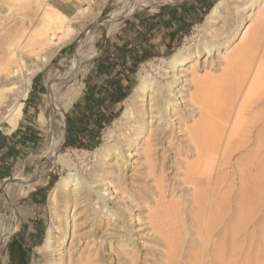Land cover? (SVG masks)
Here are the masks:
<instances>
[{"label":"bare ground","instance_id":"6f19581e","mask_svg":"<svg viewBox=\"0 0 264 264\" xmlns=\"http://www.w3.org/2000/svg\"><path fill=\"white\" fill-rule=\"evenodd\" d=\"M183 1L116 0L119 6L92 24L107 26L111 35L136 9L151 7L156 11L165 3ZM258 1L252 0L251 5ZM228 6L229 0H217L207 14L203 26L211 29L213 39L227 38L225 34L242 19L238 9L242 5H238L234 10V23L224 29L227 22L224 13ZM253 22L250 30H244L243 38L247 43L243 49H236L224 57L227 63H233L231 69L224 78L210 82L211 85L223 86L227 95L221 121L211 131L215 135L212 140H206L204 118L192 127L186 125L191 111L201 113L208 106L204 97L209 90L199 95L197 89L185 88L192 86L191 83L195 88L197 85L195 80L183 79L185 75L182 72V66L188 64L193 55L200 58L202 54L209 55L219 49L213 40L206 39L197 48H180L168 61L167 68L152 64V71L143 69L140 81L115 121L125 128L127 141L97 146L95 153L99 159L89 174H84L68 153H62V148L66 140L67 114L83 89V82L79 79L83 71L81 64L96 54V26L77 28L73 19L53 5L52 0H0V124L6 121L13 129L23 118L24 100L28 97L34 76L46 71L58 51L80 36L81 29L85 30L77 41L75 52L63 64V70L46 72V93L38 107L37 122L47 139L34 171L25 174L16 166L11 182L7 183L4 196L9 210L6 216L8 223L0 234V252L18 227L15 201L36 189L50 166L61 164L69 172L58 181L50 203L53 206L62 204V209L58 211L52 207L51 224L45 240L38 246L49 256L47 264H64V246L70 236L72 240L67 253L70 252L69 262L72 264H149L151 257L144 252L149 240L146 236L167 244V250L162 251L160 259L163 264H178L183 238L175 229L183 221L181 216L185 211L182 205L185 201L172 206L167 204V207L162 203L161 212H150L145 219L137 212L150 209L148 188L139 192L129 191V178L134 175L129 174V169L137 163L136 166L147 167L151 176L155 174V157L164 168L166 159L175 161V158L181 159L192 152L196 161L188 164L191 170L185 175V183L196 187L190 201L201 213L196 217L187 213L190 217L186 216L184 223H196V246L201 244L198 241L202 235L210 244L206 254L200 255L194 250L193 264H264L263 215L257 216L254 230L248 227L258 212L264 213V182H258L256 179L262 176L251 172L255 170L261 175L264 172V160H258L264 155V5L256 12ZM169 75L170 79L164 82L163 79ZM112 132L108 131L110 138ZM142 134V138L148 135L151 139L141 144ZM224 136L222 164H227L235 151L247 152L238 163L243 176V190L233 197L232 183H229L226 186L228 191L223 194L214 192L211 205H206L203 202L207 193L205 186L219 163L217 154L221 151ZM161 151L167 154L163 157ZM137 156H144L145 163L135 162ZM163 183L164 180L157 183L161 195ZM215 185L216 189H222L217 182ZM71 207L75 209L73 216L69 215ZM230 210L232 216L227 219ZM215 235L218 236L216 241L212 239ZM85 243V250L80 251ZM245 244H248L246 248ZM58 255L61 257L57 259Z\"/></svg>","mask_w":264,"mask_h":264},{"label":"rangeland","instance_id":"374dc122","mask_svg":"<svg viewBox=\"0 0 264 264\" xmlns=\"http://www.w3.org/2000/svg\"><path fill=\"white\" fill-rule=\"evenodd\" d=\"M185 1L188 2L197 1L198 4L206 3V7L208 8V11H206L205 9L202 12L201 14L202 20L200 22L198 21L187 28L185 34L182 36L179 42H177L175 45H170V47L161 54L151 57L150 59L144 61L138 66L135 74L131 79L132 80L131 86L128 95L123 102L122 110L118 112L117 116L112 120L111 123L103 126V128L101 129L100 137L97 142V146H100L102 144L104 145L107 143L111 145H115L119 142V140L120 141L122 140L124 142L127 141V137L124 136V135L127 136L125 128H123V126L119 125L115 121L121 115L125 107L126 100L133 92L134 87L140 81L141 72L143 71L144 68H147L152 71V64H158L160 66H164L167 68L168 61L175 55V53L180 48H184L186 46H190L191 48H197V45L204 42L206 39L213 40L214 43L218 44L219 49L213 51V53L209 55L202 54L200 58H197L196 55H193L190 59V62L185 66H182V72L185 75L183 79L195 80V84L197 85V88H195V85H193V83L189 81L192 84V86L187 85L185 86V88L189 89L190 87L191 91H196L197 89L199 95L200 94L203 95V93L206 90H209L207 95L204 97V99L208 103V106L201 113H192L191 111V113H189L190 116L187 117L186 119V125L192 127L194 123L199 122L204 118V125L206 127L205 128L206 140H212L215 137L214 133L211 131L221 121L223 108L227 102V95L223 90V86L217 84L211 85L210 82H212L215 79L224 78L226 72L231 69L233 63L232 64L227 63L224 57L227 56L229 53H233L236 49H243V47L247 43V41L243 38L244 30L246 29L250 30V28L253 27L254 25L253 19L256 17V12L263 8L264 1L259 0L258 2H255V5L252 6L251 5L252 0H229V6L227 8L226 13H224L225 20L227 21L225 24L226 26H223L222 25L223 23L220 24L219 26L222 25L224 29L226 27L228 28L231 27V25L234 23L236 19L234 16V10L238 5H242V7L238 8L241 13L242 19L235 26V28H233L231 31L225 34L227 38L225 39L221 38L220 40H218L219 38L217 37H214L213 39L212 38L213 34L210 32L211 29H205L203 26L204 23L206 22L207 14L209 10L217 0H209V1L185 0ZM77 5L80 8V10L79 11L77 10L74 14L70 16L74 21V25L77 28H80L82 25L83 26L91 25L96 20H100L101 18H103V16L106 17L110 12H112V10H114L116 7L119 6V3H116V0H82L77 2ZM162 6H160L159 8H161ZM151 11H152L151 7H146V8L136 9L134 12H151ZM124 22L125 21H123L122 24H120L119 28L124 24ZM81 31L82 33L80 34V36L75 38L71 43L64 46L68 48V53L61 54L59 53L61 50L60 49L58 53L52 58L51 62L49 63L48 69L46 71L39 72L37 75L34 76V78L37 77L38 79V87H35L33 85V80H34L33 78L31 87L29 89L28 97L24 100V102H26V100L32 95L33 108H31L32 117H30V119L34 126L33 130H34L35 138L33 140V145L23 150V154H21V156H19V158L13 162L11 167V174L6 178L0 180V226H1L0 234L3 232L4 227L8 223L6 216L7 213H9L8 206L5 201V196L3 194V187H4V191L6 192V187L11 182V178L17 167L23 169L24 170L23 172L25 174H29L34 171L35 165L39 161V154L43 149L45 145V141L47 139L46 136H44L45 134L37 122L38 107L43 102L46 93V88H45L46 72L50 70L52 73L55 72L57 73L63 70L64 68L63 64L67 63L68 61L67 59H69L73 55L75 45L77 44L78 39L83 35V32L85 30L81 29ZM95 32L97 34V40L95 45L96 54L93 58L86 59L81 64L83 66V67L81 66L83 69L82 71L83 74L81 72V75L79 76L80 81L83 82V89L81 95L85 92L87 79L90 71L94 66L95 59L97 58L98 55L102 54L107 48L110 47L109 37H107V35H110L108 33V27L105 25H99L95 28ZM113 34H111L110 36L113 37ZM63 60H65L66 62ZM191 65H194V68H191ZM168 79H170V75L168 76V78L163 79V81L167 82ZM182 83L183 82H181V85ZM74 103L70 107L69 112L67 114L68 127L66 131V140L62 148V153H68L73 158L75 163L79 166L81 172H83L84 174H89L90 168L93 167L95 162L99 159V157L95 153L97 146L94 147L93 149H89L87 147L77 148L66 145L67 137L69 135L68 133L69 124L74 114L73 112ZM236 104L237 102H235L234 108L236 107ZM24 107H25V103H24ZM251 116H247V118L249 119V117L251 118ZM0 130L4 132L5 135L11 137H14L15 134H17V133H13L14 132L13 127L9 125L6 121L0 124ZM109 130L113 131L112 132L113 136L111 138L108 136ZM178 130L179 129L177 128V131ZM142 136L144 135L142 134L141 138ZM180 138L182 139V137ZM148 139H151V136L147 135L146 137L142 138V140H140L141 144L145 143ZM224 139L225 136L223 137V140L221 142V148H220L221 151L217 154V158L219 156L218 158L219 163L215 167L212 176L209 178V181L205 186L207 193H206V197L203 199V202L206 205H211L210 202L214 192L220 191V194H223L225 191H228V188L226 186L229 185V183H232L233 197L238 195L243 190V186H241V179L243 178V176L240 175L241 173L238 163H240L241 158H243L247 152H243L240 150L235 151L231 156L230 160H228L227 164H222L221 152H222V145L224 144ZM252 140L250 143H252ZM175 141H177V138ZM168 144L169 143H167V145ZM161 154L164 157V155H166L167 153L161 151ZM263 158L264 155H262L261 158L259 157L258 160L263 161L264 160ZM134 160L135 162L140 161L145 163L144 156L141 157L137 156L135 157ZM155 160H157V162H155V167H154L155 174L151 176L148 175L149 173L147 167L142 168V165L136 166L137 163L132 164L131 168L129 169V174L133 173L134 175L133 178L132 177L129 178L128 189L131 192L134 191L139 192L140 189L142 190L143 188H148L147 190L149 194V199L147 202L149 203L151 210L146 209L137 212V213L140 212V214H142L145 219L148 218L150 212L151 213L154 212L155 214L158 211L162 210L163 208L160 207L162 203H165V206L167 207V204H171L172 206L176 202H181L182 200L185 201V204L182 205V209L184 208L185 211V213L181 216V218H183V221L180 222L181 224L180 227L178 229H175V232L180 233L181 237L183 238L179 247L180 255L178 258V264H193L194 257L192 256H194L193 255L195 253L194 250L199 251L200 255L202 253L206 254V250L210 246V244L205 241L203 235L201 237L199 236L200 240L198 242H200L201 244L199 246H196L194 243V241H197L198 238L196 223L193 222V225L190 222L184 223L185 222L184 219H186V216L187 218H189L190 216L196 217L201 213L200 210L197 208L196 204L190 201L192 195L195 194L196 187L193 186L192 184L185 183L186 182L185 175L189 173V170H191L190 167H188L189 166L188 164L193 161H196V156L192 152H188L181 159L175 158V161L172 160L168 161V159H166L165 161L166 167H164L165 170L164 168H162L161 165L162 163L160 162L159 158L155 157ZM178 165H180L179 169H178ZM132 167L134 169H132ZM68 172L69 171L67 170V168L63 167L61 164L50 166L47 175L44 177L43 181L36 186V189L28 192L26 195L20 197L15 201V206H16L15 214L18 216V220H19L18 227L16 228L15 235L13 236L11 241L7 242L5 247L0 252V264H16L12 258L14 255L15 256L24 255L25 263L23 264L48 263L49 256L42 253L38 249V246L41 245V243H43V241L45 240L49 225L51 224L52 207L53 210L59 211L60 208L62 209V204L61 206L59 205L53 206L50 203V196L54 192L58 181L61 180L63 176L66 177ZM251 172H253V174L255 173L259 177L262 176L260 179H256L258 180V182L260 181L264 182V172L262 173V175L259 173L257 174L255 170L254 171L251 170ZM160 180H164L163 183L164 192L162 195H161L162 192H160V190L157 188V183ZM4 182H6L5 185ZM216 182L217 184H220L222 186V189L219 188H217L218 190L216 189L215 187ZM263 209H264V205H263ZM74 210H75L74 207H71L69 209L70 216L74 215L75 213ZM261 214L264 217L263 211L258 212L256 214V218L250 222L248 226L250 230H254L257 227L256 226L257 224H255L257 220V216H261ZM78 216L79 215H76V217ZM160 216L163 219V216L161 214ZM231 216H232V210L229 211L227 215V219H230ZM26 224L28 226L26 232L24 233L23 226L25 227ZM222 226L223 225H221V227ZM79 229L81 231H85L82 227H80ZM22 232L24 234H27L26 235L27 240L23 243L24 246L20 245L18 242L19 235ZM146 237H149V240L144 247L145 249L144 252H147L149 254V257H151L149 260V264H163L160 259L163 257L162 251L167 250V244L163 241L157 240V238L155 237H151V236H146ZM212 239L216 241L218 239V236L217 235L212 236ZM71 240H72V236H70V238L68 239V241L65 243L64 246L65 247L64 264H72L71 262H69L70 252L67 253V250L70 248ZM244 246H245L244 248H246L248 244H245ZM85 248H86V243L84 245H81L80 251H84ZM149 249L152 251L150 252ZM58 257L60 258L61 256L58 255L57 259ZM249 264H257V263L250 262Z\"/></svg>","mask_w":264,"mask_h":264},{"label":"crops","instance_id":"0c3cea01","mask_svg":"<svg viewBox=\"0 0 264 264\" xmlns=\"http://www.w3.org/2000/svg\"><path fill=\"white\" fill-rule=\"evenodd\" d=\"M79 1L82 0H52V3L70 16L80 10L77 5ZM206 8V3L198 4L197 1H185L175 5H164L156 11L130 14L124 24L114 32L113 37L107 35L110 47L98 55L94 61L85 92L74 103V114L69 124L68 133L76 134L80 129L79 123L85 124L97 120V115L92 111L95 106H100L104 112L100 120L106 119L108 116L115 118L122 110L125 99L114 102L113 98L120 95L127 97L131 79L135 74L132 68L136 62L137 54L154 57L167 50L170 45H175L185 34L187 28L196 23L197 17L201 16ZM59 53H68V48L63 47ZM25 107L24 118L20 120L13 132L17 133L15 138L8 136L9 145L0 152V180L6 178L4 176L7 168L11 170L13 162L23 154V150L33 145L34 126L30 119L32 117V101L26 112ZM90 125L92 127L94 124ZM27 226V224L25 227L23 226L24 233ZM24 233H20L18 238V242L22 246L27 240V234ZM12 258L16 264L25 263L24 255H14Z\"/></svg>","mask_w":264,"mask_h":264},{"label":"trees","instance_id":"16d2710c","mask_svg":"<svg viewBox=\"0 0 264 264\" xmlns=\"http://www.w3.org/2000/svg\"><path fill=\"white\" fill-rule=\"evenodd\" d=\"M206 11H208V8H206ZM201 20H202V17L198 16L196 22L198 21L200 22ZM151 57L152 55L140 56L139 54H137L136 59H135L136 62L134 63V67L132 68V71L136 72L137 66L141 62L148 60ZM33 85L35 87H38L37 77L34 78ZM125 97H126L125 95H120L116 98H113V101L118 102V101H121L122 99H125ZM31 101H32V95L26 101L25 112L28 109V106L30 105ZM92 111H94V113L97 115V120H94L93 122H89V123L87 122L85 124L79 123L78 124L80 128L79 131L76 134L68 135L67 142H66L67 146H72V147H77V148L87 147L89 149H93L94 147L97 146V142L100 137L101 129L103 128V126L111 123L114 118L113 116H108L106 119L100 120L101 115L104 113L100 106L93 107ZM92 123L94 125L90 127L91 126L90 124ZM9 141H10L9 137L0 130V152L9 145ZM2 158L3 157H1V160H3ZM5 173L6 174L4 177L9 176L11 174L10 168H7Z\"/></svg>","mask_w":264,"mask_h":264},{"label":"water","instance_id":"95a60500","mask_svg":"<svg viewBox=\"0 0 264 264\" xmlns=\"http://www.w3.org/2000/svg\"><path fill=\"white\" fill-rule=\"evenodd\" d=\"M180 3H181V2L165 3V4H163V6H164V5H168V4H170V5H175V4H180ZM129 17H130V16L124 18L123 21H125V20L128 19ZM96 24H97V23L92 24V25H91V28H95ZM96 27H97V26H96ZM76 45H77V44H76ZM76 45H75V48H76ZM75 48H74V52H75ZM67 127H68V120H67V125H66V131H67ZM5 183H6V182H4V185H5ZM3 194H5V193H4V187H3ZM10 241H11V240H10Z\"/></svg>","mask_w":264,"mask_h":264}]
</instances>
